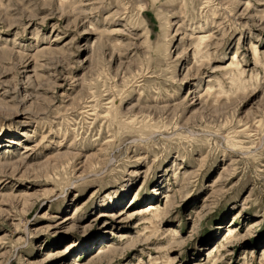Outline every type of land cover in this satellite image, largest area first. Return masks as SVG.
<instances>
[{"label": "rangeland", "instance_id": "374dc122", "mask_svg": "<svg viewBox=\"0 0 264 264\" xmlns=\"http://www.w3.org/2000/svg\"><path fill=\"white\" fill-rule=\"evenodd\" d=\"M0 264H264V0H0Z\"/></svg>", "mask_w": 264, "mask_h": 264}, {"label": "bare ground", "instance_id": "6f19581e", "mask_svg": "<svg viewBox=\"0 0 264 264\" xmlns=\"http://www.w3.org/2000/svg\"><path fill=\"white\" fill-rule=\"evenodd\" d=\"M247 6H248V4H246ZM197 39H199V41H200V46H202L203 45V49L204 48H206V47H208L209 46V42L212 40V37H211V34H208V35H206V36H204V37H198ZM236 59V57H235V55H233V57H232V61L233 60H235ZM209 91H210V89H206V94H208L209 93ZM168 197V196H167ZM151 205H148L146 208H145V210H144V213L145 212H149L150 210H152V207H150ZM155 216H157V214L155 215ZM154 216V217H155ZM152 223V222H151ZM235 229L233 228V229H229V231L227 232V235L225 236V239H231L232 237H236V235H235ZM235 235V236H234Z\"/></svg>", "mask_w": 264, "mask_h": 264}]
</instances>
